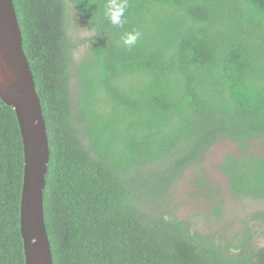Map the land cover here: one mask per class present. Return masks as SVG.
<instances>
[{
  "label": "trees",
  "instance_id": "1",
  "mask_svg": "<svg viewBox=\"0 0 264 264\" xmlns=\"http://www.w3.org/2000/svg\"><path fill=\"white\" fill-rule=\"evenodd\" d=\"M46 126L43 214L53 264H264V211L225 244L172 215L170 192L218 142L234 199L264 200V0H12ZM92 31L73 59L68 9ZM139 31L137 44L121 38ZM74 80V83L72 81ZM23 147L0 99V264H24ZM238 252L230 254L229 250Z\"/></svg>",
  "mask_w": 264,
  "mask_h": 264
},
{
  "label": "water",
  "instance_id": "2",
  "mask_svg": "<svg viewBox=\"0 0 264 264\" xmlns=\"http://www.w3.org/2000/svg\"><path fill=\"white\" fill-rule=\"evenodd\" d=\"M0 99L15 114L23 147L19 229L24 264H53L43 214L48 137L12 0H0Z\"/></svg>",
  "mask_w": 264,
  "mask_h": 264
},
{
  "label": "rangeland",
  "instance_id": "3",
  "mask_svg": "<svg viewBox=\"0 0 264 264\" xmlns=\"http://www.w3.org/2000/svg\"><path fill=\"white\" fill-rule=\"evenodd\" d=\"M69 36L73 43V59L79 61L87 49V40L92 31L82 22L72 8L68 9ZM74 83V80L72 81ZM236 146L230 142H218L213 145L202 163L206 183L216 190V196H211L209 189L200 188L193 182L195 169L187 170L173 186L168 204L173 216L187 224L192 232L204 237H212L214 242L225 244L247 225L248 216L264 211L263 201L234 199L227 190L226 180L217 165L228 152H236ZM250 152L264 155V145L253 142ZM252 247L264 248V238H255ZM238 251L230 249V254Z\"/></svg>",
  "mask_w": 264,
  "mask_h": 264
},
{
  "label": "clouds",
  "instance_id": "4",
  "mask_svg": "<svg viewBox=\"0 0 264 264\" xmlns=\"http://www.w3.org/2000/svg\"><path fill=\"white\" fill-rule=\"evenodd\" d=\"M128 0H107L105 6V16L112 26H122L125 22V13L128 9ZM141 37L139 31L127 32L121 38L122 44L126 48H133Z\"/></svg>",
  "mask_w": 264,
  "mask_h": 264
}]
</instances>
